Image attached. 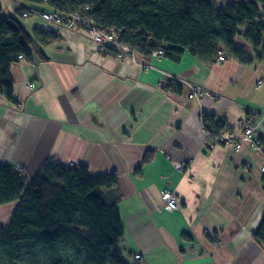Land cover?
<instances>
[{"label": "crops", "instance_id": "crops-1", "mask_svg": "<svg viewBox=\"0 0 264 264\" xmlns=\"http://www.w3.org/2000/svg\"><path fill=\"white\" fill-rule=\"evenodd\" d=\"M0 4L6 15L25 5ZM27 18L30 28L57 34L12 65L17 103L0 92V164L21 166L29 177L50 160L86 164L91 175L116 173L118 186L101 192L119 209V246L131 264H264L253 238L264 209V146L241 139L249 123L264 140L261 49L238 36L249 64L138 54L145 66L103 53L84 31H57L37 13ZM192 84L201 90L190 96ZM203 113L223 121L241 148L214 143ZM164 190L177 196L178 209L165 205ZM16 205H1L0 217L9 221Z\"/></svg>", "mask_w": 264, "mask_h": 264}, {"label": "trees", "instance_id": "trees-1", "mask_svg": "<svg viewBox=\"0 0 264 264\" xmlns=\"http://www.w3.org/2000/svg\"><path fill=\"white\" fill-rule=\"evenodd\" d=\"M221 1L28 0L16 15L5 16L0 4V92L16 104L12 65L32 59L37 43L56 37L54 30L29 29L22 21L24 12L45 8L79 13L88 22H79L81 28L91 23L115 32L118 45L145 61L162 49L163 56L174 61L189 52L211 63L223 51L226 57L249 64L252 56L236 44L238 36L261 49L262 58L264 0ZM103 53L117 54V45L106 44ZM167 89L178 93L182 87L168 82ZM202 117L216 140L224 122L206 113ZM148 159L147 152L143 161ZM117 186L116 173L91 175L86 164L50 160L33 177L12 164H0V206L17 201L9 223L0 225V264H131L119 246L124 230L119 209L101 192ZM253 238L264 248V209Z\"/></svg>", "mask_w": 264, "mask_h": 264}, {"label": "built area", "instance_id": "built-area-1", "mask_svg": "<svg viewBox=\"0 0 264 264\" xmlns=\"http://www.w3.org/2000/svg\"><path fill=\"white\" fill-rule=\"evenodd\" d=\"M41 11V18L45 21V22H50V23H54V24H58V25H64V27H72L77 25V23L82 22V23H88L86 19H84L82 17V15H80L79 13H72V14H65L63 12L54 10L52 8H45ZM29 15V12H24L23 16L26 17ZM90 24V23H89ZM91 25V26H90ZM89 28H87V31H89V33L91 34L92 37H94V39L96 41H98L99 43H103V42H107V39H116L118 38L117 34L115 32H104L101 29H99L98 27L94 26L93 24H90ZM120 48H125L126 50L130 49L127 46H121ZM131 52V51H130ZM132 53V52H131ZM164 52L162 49H158L156 50L153 55L154 56H163ZM226 55L223 51L219 52V56L217 58L218 61H223L225 60ZM259 84L264 83V77L260 78L258 81ZM32 86H34V82L30 83ZM199 90V88H198ZM192 91L193 93L190 96L196 95V91H197V87L196 86H192ZM203 124L206 127V121H202ZM208 133L211 137V132L208 130ZM212 139V138H211ZM242 140H249L252 144V146L256 149H261L264 146V140L259 139V137L256 135L255 133V127L253 124H245V128H244V132H243V136L241 138ZM214 143H222V142H233L236 146L237 149H240L242 146V142L241 140L238 141L234 138V136L232 135L231 132L225 130V128L220 129L218 137L216 140H213ZM178 166H180L179 164H177ZM264 169V166H263ZM21 170V169H18ZM162 200L164 201L165 205L171 209V210H176L180 207L178 198L175 194H173L171 191L169 190H164L162 192ZM135 259L137 262H140L143 259V256L138 253L135 255Z\"/></svg>", "mask_w": 264, "mask_h": 264}, {"label": "rangeland", "instance_id": "rangeland-1", "mask_svg": "<svg viewBox=\"0 0 264 264\" xmlns=\"http://www.w3.org/2000/svg\"><path fill=\"white\" fill-rule=\"evenodd\" d=\"M21 3H24L25 5H28V0H19ZM213 3H215V4H220L222 1L221 0H211ZM19 6H21V5H19ZM8 13V9L6 8V7H4L3 8V11H2V15H6ZM32 13H37V14H39L40 16H41V11H30V13H29V15L30 14H32ZM11 14H13V15H16V11L15 12H12ZM22 21H23V23L25 24V26L26 27H28L29 29H30V26H29V21H30V19L29 18H26V17H23L22 18ZM47 24H49L50 22H46ZM53 24L54 23H51L50 24V27L51 28H53L54 26H53ZM91 24V23H90ZM55 26H56V30L58 29H61V28H64V29H67L68 31H84V32H86V34L88 35V37H89V40H90V44L92 45V46H95V47H99L100 49H102V52H103V50H104V48H105V45L106 44H115V45H117V49H118V53L117 54H114V55H116L119 59H121V60H125V61H127V60H132V61H135V62H141L140 64L141 65H147L145 62H144V60L143 61H141L138 57H137V55L138 54H136L135 52H130L129 50H126L125 48L123 49V48H120V45H118V42H117V38L115 39H107V42H103V43H99L98 41H96L95 39H94V37H92L91 36V34L89 33V31H87V29H84V28H81V27H79V25H78V23H77V25H75V26H72V27H64V25H56V24H54ZM57 30V31H58ZM118 36V35H117ZM252 50L254 51V49H253V47H252ZM153 57L154 58H158V57H161V56H154L153 55ZM152 57V58H153ZM227 58V57H226ZM225 58V59H226ZM218 61V60H217ZM224 61V60H223ZM144 62V63H143ZM31 83V82H30ZM29 83V87H31V88H34V87H36V83L34 82V86H32L31 84ZM192 86H196L197 87V91H196V93L195 94H197L198 93V91H200L201 89H200V87H198L197 85H191V88H192ZM198 88H199V90H198ZM192 93H193V91H192ZM201 120L203 121L204 119H203V117H201ZM205 121V120H204ZM248 124V123H247ZM225 128V130H227V131H229L228 129H227V127H224ZM223 128V129H224ZM244 128H245V126H244ZM222 129V128H221ZM243 132H244V129H243ZM222 143H224V144H228L229 142H222ZM231 143H233V142H231ZM234 144V143H233ZM235 145V144H234ZM235 148H236V146H235ZM237 149V148H236ZM15 167V169H21V170H23V168L21 167V166H14ZM10 217H11V215H10ZM10 217H9V221H10ZM8 220V215H6V216H3V217H0V222L2 221L3 222V224H8L9 223V221H7ZM136 260V259H135Z\"/></svg>", "mask_w": 264, "mask_h": 264}]
</instances>
